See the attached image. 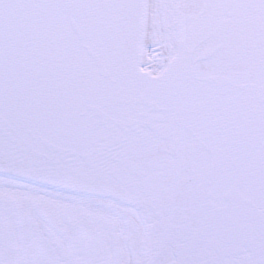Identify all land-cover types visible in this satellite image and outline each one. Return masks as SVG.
<instances>
[{
  "label": "snow or ice",
  "instance_id": "obj_1",
  "mask_svg": "<svg viewBox=\"0 0 264 264\" xmlns=\"http://www.w3.org/2000/svg\"><path fill=\"white\" fill-rule=\"evenodd\" d=\"M0 264H264V0H0Z\"/></svg>",
  "mask_w": 264,
  "mask_h": 264
}]
</instances>
